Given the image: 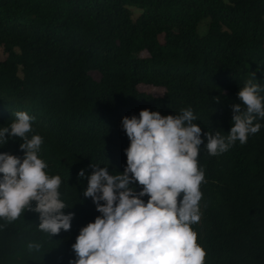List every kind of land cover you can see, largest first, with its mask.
Masks as SVG:
<instances>
[{"label": "trees", "instance_id": "1", "mask_svg": "<svg viewBox=\"0 0 264 264\" xmlns=\"http://www.w3.org/2000/svg\"><path fill=\"white\" fill-rule=\"evenodd\" d=\"M0 53V127L18 111L33 117L40 158L62 179L65 214H75L69 231L51 237L38 230L37 213L0 219V264H69L79 230L100 215L78 173L90 175V164L123 173V117L191 108L204 139L229 132L230 105L249 79L264 95V0H0ZM257 122L258 133L223 154L200 146V220L191 227L204 264H264V119ZM21 142L10 139L0 153L23 157Z\"/></svg>", "mask_w": 264, "mask_h": 264}, {"label": "clouds", "instance_id": "2", "mask_svg": "<svg viewBox=\"0 0 264 264\" xmlns=\"http://www.w3.org/2000/svg\"><path fill=\"white\" fill-rule=\"evenodd\" d=\"M253 80L238 91L239 103L230 105L232 126L226 135L207 131L202 139L191 108L166 116L144 109L138 117H123L121 128L129 140L123 173L93 164L90 175L83 169L78 173L87 179L82 195L91 198L100 215L79 230L71 246L75 259L69 264H204L206 253L191 227L200 220V146L216 156L260 131L257 119H264V95ZM213 102L219 103V97ZM14 116L0 127V145L18 138L23 157L0 153V219L11 223L31 211L38 214L39 231L50 237L67 232L75 214L64 212L68 207L59 191L62 179L46 171L39 155L43 138L32 134L33 117L24 111ZM134 184L142 190L136 192ZM27 247L39 250L40 244Z\"/></svg>", "mask_w": 264, "mask_h": 264}, {"label": "rangeland", "instance_id": "3", "mask_svg": "<svg viewBox=\"0 0 264 264\" xmlns=\"http://www.w3.org/2000/svg\"><path fill=\"white\" fill-rule=\"evenodd\" d=\"M203 31V28H202ZM0 57L3 58V55L0 53ZM139 90L142 92H146L148 94H151L152 96H161L163 94V90L160 88H152L149 86H139Z\"/></svg>", "mask_w": 264, "mask_h": 264}]
</instances>
